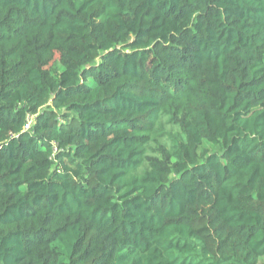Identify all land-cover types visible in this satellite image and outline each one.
<instances>
[{
	"label": "trees",
	"instance_id": "obj_1",
	"mask_svg": "<svg viewBox=\"0 0 264 264\" xmlns=\"http://www.w3.org/2000/svg\"><path fill=\"white\" fill-rule=\"evenodd\" d=\"M0 264H264V0H0Z\"/></svg>",
	"mask_w": 264,
	"mask_h": 264
},
{
	"label": "rangeland",
	"instance_id": "obj_2",
	"mask_svg": "<svg viewBox=\"0 0 264 264\" xmlns=\"http://www.w3.org/2000/svg\"><path fill=\"white\" fill-rule=\"evenodd\" d=\"M56 57H58V55Z\"/></svg>",
	"mask_w": 264,
	"mask_h": 264
}]
</instances>
